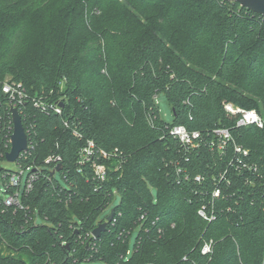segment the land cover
I'll use <instances>...</instances> for the list:
<instances>
[{
    "label": "trees",
    "instance_id": "obj_1",
    "mask_svg": "<svg viewBox=\"0 0 264 264\" xmlns=\"http://www.w3.org/2000/svg\"><path fill=\"white\" fill-rule=\"evenodd\" d=\"M15 1L0 0V161L12 133L4 82L21 83L29 97L65 96L66 103L61 116L23 107L36 145L22 166L36 168V176L30 190L19 188L20 205H7L15 171L0 169V264H264L261 207L244 200L237 212L200 218L193 176L209 181L223 163L208 148L183 162L168 133L177 124L202 133L228 127L264 179V128L236 127L237 117L223 108L231 103L264 117V17L231 0ZM159 92L170 120L159 113ZM86 139L117 149L111 160L98 159L107 167L104 180L87 167L77 171ZM51 153L62 165L53 175L52 164L43 163ZM178 161L186 181L175 173ZM114 199L106 229L92 237ZM209 239L212 253L204 255Z\"/></svg>",
    "mask_w": 264,
    "mask_h": 264
},
{
    "label": "built area",
    "instance_id": "obj_2",
    "mask_svg": "<svg viewBox=\"0 0 264 264\" xmlns=\"http://www.w3.org/2000/svg\"><path fill=\"white\" fill-rule=\"evenodd\" d=\"M1 90L9 99L10 109L16 108L20 116L23 113L26 119L27 115L24 113L23 107L28 102L45 116L51 114L61 116L66 103L65 96H61L54 101L29 97L24 86L14 81L4 82ZM77 100L80 101V99ZM223 108L227 113L237 117L236 127L255 126L260 129L264 128V117L253 108L238 107L231 103H225ZM63 123L74 137L81 139L82 135L75 125L68 123L66 119H63ZM23 128L27 137V149L20 152L16 162H14L18 170L9 175L8 185L15 190L6 198L5 203L7 205L11 203L19 204L17 200L19 188L23 187L25 192L30 190L36 176V168L30 171V165L22 166V161L28 159L36 145L34 123H30V120L27 119L26 123L23 124ZM168 133L178 141L183 149V162H188L190 156L193 153L198 154L200 149L208 148L210 152L218 153V158L223 163V169L214 173L209 181H206L205 176L202 174L193 176V180L199 184L194 194H196L199 202L196 212L200 218L212 222L221 214L237 212L244 200H248L250 204L258 205L264 212V179L259 165L252 160L249 149L234 140L228 127H216L207 133H202L199 130H189L184 125L177 124L170 126ZM116 150L106 152L98 149L91 139H86L78 150L77 171L83 172V169L87 167L90 171L92 169L93 177L104 180L107 167L105 163L98 159L111 160L117 155ZM43 163L52 164L50 168L52 171L56 165L61 163L60 154L51 153L47 155ZM174 164L176 175L186 181L189 177L186 168L179 161ZM25 173L26 176L23 181ZM230 199L234 200L233 206L229 205ZM212 247V239L204 240L200 252L208 255L212 253Z\"/></svg>",
    "mask_w": 264,
    "mask_h": 264
},
{
    "label": "water",
    "instance_id": "obj_3",
    "mask_svg": "<svg viewBox=\"0 0 264 264\" xmlns=\"http://www.w3.org/2000/svg\"><path fill=\"white\" fill-rule=\"evenodd\" d=\"M239 3L240 6H243L257 14H260L264 17V0H231ZM62 105V103H60ZM11 120H12V133L10 135V148L5 153V159L8 162H16L20 152L27 149V137L23 128L21 116L16 108H11ZM62 165L59 163L51 171V175L55 172L60 171ZM113 216V209L106 216L105 220L99 223L92 231V237H98L100 232L106 229V224L111 220ZM67 246V245H66Z\"/></svg>",
    "mask_w": 264,
    "mask_h": 264
},
{
    "label": "rangeland",
    "instance_id": "obj_4",
    "mask_svg": "<svg viewBox=\"0 0 264 264\" xmlns=\"http://www.w3.org/2000/svg\"><path fill=\"white\" fill-rule=\"evenodd\" d=\"M20 1H25V0H20ZM7 2H11L15 5H17V1L15 0H5V3ZM21 3V2H20ZM8 79H10V77H8ZM155 102L157 103L158 105V109H159V113L161 115V117H163L164 119L166 120H170L171 119V109H170V105L167 101V98H166V95L164 92H159L157 93L156 97H155ZM0 169L2 170H11V171H16L18 170V167L17 165L14 163V162H8L6 160H2L0 161ZM25 176H26V173L24 174V177H23V181L25 179ZM55 178L56 180L62 185L65 187V183L63 182V180L61 179V176L59 173H56L55 174ZM0 188L3 189V183H2V177H1V174H0ZM151 192L156 195L157 191L155 188H150ZM117 203V199H114L100 214V219L102 218H105L109 212L111 211V209L114 207V205ZM140 226H136L134 227V229L132 230V232L130 233L129 235V240H128V249H129V252L132 253L133 251V247H134V244H135V241H136V238L139 234V231H140ZM4 254H6L7 252L4 250L3 251Z\"/></svg>",
    "mask_w": 264,
    "mask_h": 264
}]
</instances>
